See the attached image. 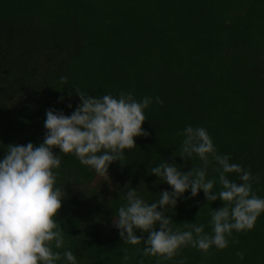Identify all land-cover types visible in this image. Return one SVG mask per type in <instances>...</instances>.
Segmentation results:
<instances>
[{"label":"trees","instance_id":"obj_1","mask_svg":"<svg viewBox=\"0 0 264 264\" xmlns=\"http://www.w3.org/2000/svg\"><path fill=\"white\" fill-rule=\"evenodd\" d=\"M75 88L153 98L142 125L149 135L109 165L108 178L53 149L61 156L57 187L66 193L56 217L66 234L59 251L70 247L77 264H138L136 249L145 245L122 241L113 220L129 187L149 204L172 191L153 167L202 166L195 154L178 156L184 137L177 133L188 126L205 128L219 155L258 176L252 190L264 198V0H0V160L9 144H41L46 110L71 115L80 104ZM218 167L212 161L207 171L215 192L222 187ZM226 176L241 183L237 173ZM223 206L189 190L166 216L181 231L188 222L211 234V213ZM229 240L207 255L184 247L161 264H264V213ZM143 260L157 264L156 257Z\"/></svg>","mask_w":264,"mask_h":264},{"label":"clouds","instance_id":"obj_2","mask_svg":"<svg viewBox=\"0 0 264 264\" xmlns=\"http://www.w3.org/2000/svg\"><path fill=\"white\" fill-rule=\"evenodd\" d=\"M61 83L66 84L67 78L61 77ZM75 92L80 104L71 115L46 110V131L41 144H9L0 160V264H56L62 258L68 264H77L70 247L63 253L59 251L66 246V234L56 217L66 193L64 188L57 187L56 170L60 168L61 156L53 149L74 155L80 164L108 178L109 165L122 160L126 149L137 147L136 137L149 135L142 125L146 121L144 110L152 104V97L137 100L131 91L99 97L88 96L79 88ZM155 102L163 103L159 97H155ZM177 135L184 137L178 156L186 161L195 154L202 166L187 172H181L174 163L162 162L153 167L151 173L163 178L172 191H162L159 200L149 204L138 196L136 189L129 187L126 203L118 208L113 220L122 241L133 246L145 245L142 250L136 249L138 264H144V257H156L157 264L173 260L187 246L205 255L213 246L223 250L229 246L233 231L252 230L264 213V198L252 190V182H259V177L239 164L230 163L228 155H219L205 128L188 126ZM212 161L219 166L215 169L222 186L219 192L213 191L216 180L207 178ZM227 173L239 174L241 183L229 180ZM189 190L192 197L203 191L208 202L218 198L223 202L222 208L211 213V234L205 233L204 225L188 222L184 223L188 230L181 231L166 216ZM136 230L147 233V239L137 236ZM236 256L244 258L239 251ZM129 259L125 251L123 260Z\"/></svg>","mask_w":264,"mask_h":264}]
</instances>
